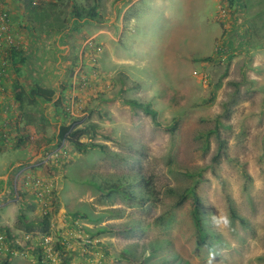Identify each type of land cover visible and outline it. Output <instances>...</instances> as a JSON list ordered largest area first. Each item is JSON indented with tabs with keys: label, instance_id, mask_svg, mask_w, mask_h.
<instances>
[{
	"label": "rangeland",
	"instance_id": "rangeland-1",
	"mask_svg": "<svg viewBox=\"0 0 264 264\" xmlns=\"http://www.w3.org/2000/svg\"><path fill=\"white\" fill-rule=\"evenodd\" d=\"M38 2L46 9L54 5L61 14L40 18L36 29L39 24L62 26L64 15L71 17L70 11L77 5L94 7L106 31L114 11L118 17L123 13L124 28L136 36L119 51L108 39L91 38V25L84 28L87 62L75 69L73 95L53 109L64 124L96 125L92 141L105 150L78 153L66 145L64 160L46 161L54 145L43 149V164L64 170L60 175L49 174V179L35 172L38 165L32 157L22 154L13 160L30 167L18 179L19 197L37 206L41 218L49 211L52 214L47 225L26 228L32 236L25 244L9 239L17 251L9 258L21 257L23 264H28L24 261L28 258L36 264L39 259L44 264H137L145 257L147 262H158L163 256L169 260L166 264H264V91L251 90L254 76L246 64L251 31L242 14L251 1ZM222 8L226 11L223 19ZM133 15L135 24L129 26L126 20ZM16 20L19 29H30L26 16ZM90 40L100 51L86 47ZM228 45L227 53H218ZM112 54L121 59L119 65L110 63ZM238 58L243 62L236 64ZM82 77L87 80L85 87ZM130 100L149 104L158 125L142 108L126 104ZM221 139L225 152L218 156ZM5 146L1 152L15 148ZM109 152L126 154L129 160ZM180 168L191 176L182 174ZM137 173L150 179L158 203L139 205L117 194L107 196L106 183ZM26 174L40 179L41 190L24 188ZM59 186L68 202L62 197L59 200ZM185 189L193 192L177 207ZM195 200L208 234L205 244L199 241L192 222ZM41 202L48 206L44 213ZM61 202L69 203L66 212L61 210ZM165 213L166 223L154 225ZM114 225L120 228L98 231ZM150 243L162 247L152 254ZM6 258L2 254L0 264H6Z\"/></svg>",
	"mask_w": 264,
	"mask_h": 264
},
{
	"label": "crops",
	"instance_id": "crops-1",
	"mask_svg": "<svg viewBox=\"0 0 264 264\" xmlns=\"http://www.w3.org/2000/svg\"><path fill=\"white\" fill-rule=\"evenodd\" d=\"M54 1L56 2V0ZM250 1V6H247L246 11L242 13L245 25L251 31V43L246 64L249 65L254 76L252 79L254 86L251 90L253 92L259 90L260 92L264 91V0ZM48 2L51 3V1ZM50 9H47L49 16L59 17L58 15L61 14L54 5ZM72 10L71 13H73ZM12 12V31L21 39L20 50L25 61L20 64L17 62L19 58H13L11 68L6 76L0 77V149L5 148V144L15 147L7 152L0 151V226L3 228L0 233L6 232L7 239L13 243L21 242L23 244L24 242L25 244L26 240L32 236L31 231H27L26 228L33 229V227L42 226L43 219L38 215L37 206L24 201L22 195L19 197L17 186L18 183L20 184V180L18 182V179L26 168L21 167L19 161L14 162L13 160L18 157L21 158L22 154L26 155V158L32 157L33 160H31L37 162L38 165L37 168L35 167V172L47 179H49V174L60 175L64 173L61 168H52L48 164H43L42 151L55 144L60 126L65 123V120L54 113L53 107L55 106L53 103L58 99L60 107L64 97L73 95L76 78L75 69L87 62L86 50L83 51L87 39L82 41L85 37L84 34H86L84 28L91 25L89 27L91 38L108 39L109 42L115 43L119 51L122 45L127 46V42L132 40L136 34H130V31H126L122 23L123 13L118 17L116 10L109 21L107 31L103 25L96 26L85 20L77 21L75 17H70L69 14L64 15L65 22L62 26H54L50 23L39 24L40 27L36 29L38 26L35 22L29 26L30 29L21 30L17 26L16 19L24 14V7L19 4L18 7L15 5ZM135 20L134 15L129 16L126 24L134 26ZM109 59L110 63L115 66L119 65L118 63L121 61L120 58H115L113 54L112 58L109 57ZM242 60V58H238L235 63L239 64L243 62ZM89 61L91 60L89 59ZM122 61L129 62L127 60ZM110 63L108 65H111ZM15 82H19L26 88L41 85L52 89L55 100L53 103L39 102L36 109L31 106L21 107L15 100ZM75 100L81 104L84 102L83 99L76 98ZM66 117H68L67 114ZM77 124L73 122L71 125ZM17 167L20 169L17 170ZM63 193V186H59L60 201L61 197L63 200L66 199ZM72 200L75 201V197H72ZM61 204H63V209H60L66 212L65 208L70 206L69 203L61 202ZM33 211L34 213H32ZM32 254L35 255V253ZM24 255L26 256L27 253L24 252ZM28 259H24V261L28 264H36L30 258ZM37 262L44 264L42 259ZM6 264H23V259L19 257L17 260V258L8 257Z\"/></svg>",
	"mask_w": 264,
	"mask_h": 264
},
{
	"label": "trees",
	"instance_id": "trees-1",
	"mask_svg": "<svg viewBox=\"0 0 264 264\" xmlns=\"http://www.w3.org/2000/svg\"><path fill=\"white\" fill-rule=\"evenodd\" d=\"M23 2V7H24V16H26L29 20L31 25L32 23L37 22L40 18L44 16H48L49 14L47 13V9L43 8L39 3L36 6H32L31 2L32 0H22ZM74 3V1H72ZM95 5H98L100 3V0H93ZM53 5H50V7ZM49 7V9H50ZM73 13H71L73 17L77 21L85 20L86 22H92L95 25L99 26L101 25V21L99 22V15H96L94 13L95 8L91 7L90 9L88 8H79L77 5H73L72 7ZM51 10V9H50ZM63 23V22H62ZM19 58L17 62L20 64H23L25 59L22 57V53L20 49H14L11 52L10 55V64H12L13 58ZM19 70V69H17ZM220 85H218L210 94V100H212L215 97L216 90ZM14 94H15V100L18 102V104L21 107L28 106V107H33L36 109L37 105L39 102H45V103H53L54 102V91L52 89H49L47 87L41 86V85H33L31 87H24L22 84L19 82L14 83ZM126 104L133 106V107H140L151 116V118L154 120L155 124L158 125L156 122V112L155 110L151 109L149 104L145 103H138L137 101H126ZM53 105L55 108L59 107V100L57 99ZM36 113V112H35ZM91 127L87 126H72L68 124H62L60 126L59 133L56 138V142L54 146L60 144L62 140L66 142V145L73 147L78 153H83L87 150H92V149H100V151H104L105 147L104 145L100 144H95L93 143L92 139L95 137V127L96 125H90ZM90 130H89V129ZM175 130V127L172 129ZM91 131L94 132L93 135H91ZM225 152V146H224V141L221 139L220 140V145L218 147V156L222 155ZM110 155L113 157H116L118 159L127 161L129 160L126 154H121V153H113L109 152ZM217 157L214 159L216 160ZM182 174H185L187 176H191L190 171H187L186 169H178ZM104 189L107 191V196H110L112 194H117L119 195L123 200L132 203V204H139L143 205L146 203H152L156 204L159 202L158 198V193L156 192L155 188L153 187L150 179L145 177L142 174H126L122 175L117 179V181L112 182V183H106L104 185ZM194 190V189H193ZM192 189H185L183 193L180 195L179 200L176 203V206L179 207L183 204V202L186 199V196L188 193H192ZM171 193L176 194L175 191L171 190ZM113 213V214H112ZM111 215L116 214L115 212H112ZM51 211H49L46 215H43V226L47 225L50 217H51ZM76 216V215H75ZM191 217H192V222L193 226L195 228V231L198 235V239L202 244H205V237H207V230L204 226V221L201 216V211L199 210L198 207V202L195 200L193 202V208L191 210ZM167 221V214H162L159 217H157L154 220V225L157 226H163ZM118 228L114 225L112 227H101L98 229L99 232H109V231H116ZM139 228V227H138ZM124 229H127L129 231L132 230V227H124ZM123 229V230H124ZM161 245L155 244V243H150V250L151 253L154 254L155 250L161 249ZM125 256V255H124ZM128 260H131L132 257L125 256ZM147 257L143 258V261L141 263L137 261V264H166L167 260L164 258V256L161 258L160 261H148L146 259ZM169 261V260H168ZM180 263V262H179ZM180 264H187L186 262H181Z\"/></svg>",
	"mask_w": 264,
	"mask_h": 264
},
{
	"label": "built area",
	"instance_id": "built-area-1",
	"mask_svg": "<svg viewBox=\"0 0 264 264\" xmlns=\"http://www.w3.org/2000/svg\"><path fill=\"white\" fill-rule=\"evenodd\" d=\"M39 0H32L31 5L36 6L38 5ZM17 3V4H16ZM19 5L23 6L22 0H0V77L6 76L8 71L11 68L10 64V55L12 50L20 49L22 43L20 39L14 34L12 31V21H13V8L15 5L18 7ZM225 8L221 9L220 17L223 19L225 16ZM237 15L235 14L234 17ZM93 40H90L86 43V47L95 48L97 51H100V48L96 45L92 44ZM231 41V40H230ZM229 45L225 46L222 49H218V53H227L229 51ZM81 85L82 87L87 85V80L82 77L81 78ZM66 142L62 140L60 144L53 147V150L50 151L49 154H46L44 160H51V159H63L66 155ZM26 170L29 169V166H25ZM24 188L32 189L35 188L36 190H41L42 184L40 183V179L33 177L32 175H25L24 177ZM35 194V192H34ZM36 196V195H35ZM45 198V197H44ZM38 200L42 198H38ZM43 200V199H42ZM41 208H43V213L47 211V205L41 202ZM46 210V211H45ZM12 244L10 243L9 239H7L4 233H0V256L4 254L7 257H13L17 254L15 248H11ZM3 252V253H2Z\"/></svg>",
	"mask_w": 264,
	"mask_h": 264
}]
</instances>
